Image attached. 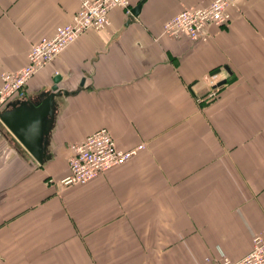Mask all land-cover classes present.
<instances>
[{"label":"crops","instance_id":"0c3cea01","mask_svg":"<svg viewBox=\"0 0 264 264\" xmlns=\"http://www.w3.org/2000/svg\"><path fill=\"white\" fill-rule=\"evenodd\" d=\"M211 1L142 0L134 17L114 7L29 78L26 101L56 75L66 93L41 164L0 122V264H212L250 250L264 228V0H238L205 41L161 32ZM77 8L0 0V74ZM101 127L118 148L143 147L61 185L69 144Z\"/></svg>","mask_w":264,"mask_h":264},{"label":"built area","instance_id":"2783aa9c","mask_svg":"<svg viewBox=\"0 0 264 264\" xmlns=\"http://www.w3.org/2000/svg\"><path fill=\"white\" fill-rule=\"evenodd\" d=\"M238 0H212L208 5L183 9L162 24V34L186 37L193 42L208 38L209 26L224 25L230 16L228 8ZM130 0H78V8L68 23L58 26L54 34L31 44L26 62L20 68L0 74V110L11 101L26 99L29 78L59 54L86 30H100L108 25V12L114 7L124 8L130 15ZM143 144L128 149L118 148L104 127L68 146L67 173L58 181L61 185L84 184L101 172L118 166L134 156ZM212 264H264V228L251 236L250 250L231 260L218 252Z\"/></svg>","mask_w":264,"mask_h":264},{"label":"water","instance_id":"95a60500","mask_svg":"<svg viewBox=\"0 0 264 264\" xmlns=\"http://www.w3.org/2000/svg\"><path fill=\"white\" fill-rule=\"evenodd\" d=\"M141 1L130 8V17L137 15ZM58 80L59 76H53L49 89L40 94L36 101L11 102L10 108L0 111V122L38 164L49 159L46 145L53 121L54 97L66 93L57 88ZM224 81L216 82L215 86L221 85Z\"/></svg>","mask_w":264,"mask_h":264}]
</instances>
